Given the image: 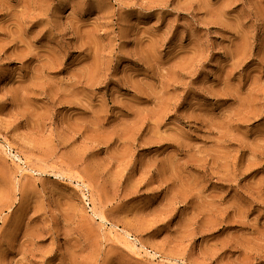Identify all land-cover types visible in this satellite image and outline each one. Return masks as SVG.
<instances>
[{
    "label": "rangeland",
    "instance_id": "374dc122",
    "mask_svg": "<svg viewBox=\"0 0 264 264\" xmlns=\"http://www.w3.org/2000/svg\"><path fill=\"white\" fill-rule=\"evenodd\" d=\"M0 264H264V0H0Z\"/></svg>",
    "mask_w": 264,
    "mask_h": 264
}]
</instances>
